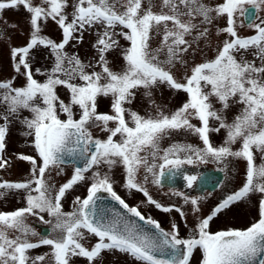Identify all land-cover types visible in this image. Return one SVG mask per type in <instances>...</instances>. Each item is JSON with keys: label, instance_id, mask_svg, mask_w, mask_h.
Instances as JSON below:
<instances>
[{"label": "snow or ice", "instance_id": "6c2138e0", "mask_svg": "<svg viewBox=\"0 0 264 264\" xmlns=\"http://www.w3.org/2000/svg\"><path fill=\"white\" fill-rule=\"evenodd\" d=\"M117 3L118 0H75L69 19L65 11L69 7L68 0H41L40 4H34L33 0H0V11L23 6L30 14L28 43L11 49L14 70L25 77L26 83L23 87H13L12 81L0 82V105L7 108V115L0 117L5 121V125L0 126V152L5 148L9 116L17 117L22 110H27L31 118L24 117L21 121L27 129L22 135L32 137L31 143L40 161L38 164L36 158L18 157L33 165V175L37 176L34 188L33 181L0 183V189L28 191L26 207L9 213L0 212V264H44L49 256V264H69L72 256L87 258L92 264L101 258L103 251L126 253L142 264H189L195 249L202 251V264H254L258 257V264H264V200L260 202L259 220L246 230L208 231L213 216L250 193H264V165L255 164L253 152L255 149L264 154V19L255 23L264 0H223L215 7H208L199 0H162L160 12H154L150 3L147 9H143V0H125L121 5L123 11L117 10ZM164 8L168 11L164 12ZM213 13L215 17L226 18L227 26L217 34L226 33L229 39L223 41L214 59L196 64L191 68V74L184 77L185 82L180 83L170 69L176 63L186 64L183 56L192 48V42L185 37L196 31L193 42L206 39L208 29L201 30L200 24L195 21L202 18L201 23L211 24L215 18ZM238 17L244 18L239 24ZM49 19L62 30L59 43L41 35L42 23ZM168 22L172 23V28H168ZM245 22L248 28L254 29V35L241 37L238 34V28L245 26ZM161 24L164 25L161 48L150 50V33ZM93 26L102 29L97 32V39L92 45L97 52V64L101 68L99 72L86 71L92 67L91 64H85L78 55H69L65 51L70 41L83 43L84 33L92 30ZM118 26L121 29L119 32L116 31ZM116 36L128 41L130 46L122 47ZM41 47L48 49L54 57L51 71L43 82L34 78V71L45 74L39 68L33 70L32 67V52ZM117 48L121 49L125 62L121 72H115L108 66L107 53ZM164 49L167 59L160 61L157 54ZM249 51L260 60L259 66L255 61L245 59ZM164 64L169 68L162 66ZM77 79L82 83H73ZM164 83L188 95V101L170 116L160 113L157 118H144L124 107L125 103H131L134 99L133 89H151ZM58 86L69 91L68 103L57 95ZM145 94L150 96L151 92ZM100 96L112 97L114 114L98 112L97 99ZM210 98H215L221 104L220 110L214 107ZM230 102L243 105V108L228 123L224 112L230 107ZM77 107L78 119L74 112ZM126 112L134 126H129L126 121ZM61 113L65 119H61ZM193 118L201 122L200 127L190 122ZM210 119L217 121L219 127L210 129ZM109 122H113L115 127H109ZM91 128L107 133L106 139L94 137ZM180 128L197 133L205 148L164 150L160 157L162 163L158 165L159 172L156 173L154 169L157 165H149L147 157L139 153L149 150L155 159L162 134L166 130ZM220 129H226L227 136L224 146L217 148L211 144L208 134ZM118 134L121 139L116 141L114 137ZM238 140L242 141L241 148L233 151L230 145ZM180 151H192L202 162H206L207 157L218 161L227 157L247 161L244 186L228 195L211 215L201 219L195 235L180 238L177 226L173 224L171 232L161 230L162 239L155 241L130 228L121 229L114 222L106 223L102 217L98 218L97 193L104 191L132 215L145 220L137 208H130L113 190L108 175L101 176L99 171H92L94 168L102 164L111 168L122 163L126 171V187L142 191L148 202L161 208L137 182L136 174L143 166L153 174L152 182L160 184L165 175L175 176L184 164L193 163L192 156L180 159L177 155ZM80 159L83 166L73 165L71 179L59 187L54 199H50V186L44 179L46 171L50 167ZM6 163L0 158V168ZM90 171L93 182L86 198L77 197L74 201L77 210L64 213L61 201L66 191L87 179L85 173ZM144 179L147 181L148 177ZM185 179L191 187L197 178L189 175ZM5 194L0 191V199ZM185 202H189L187 197ZM190 202L194 206L198 203L196 199ZM162 210L167 212L172 209ZM195 210L199 211L198 208ZM42 213L56 219L52 230L61 231L62 238H42L36 243L28 239L29 235L35 236L37 233L25 223L27 216L33 215L51 224V221H44ZM147 222L160 228L151 218ZM9 230L19 234L9 236ZM84 230L98 237V242L90 250L82 243L85 240ZM42 245L51 246V253L35 257L28 255L29 250ZM157 253L167 258H159Z\"/></svg>", "mask_w": 264, "mask_h": 264}, {"label": "rangeland", "instance_id": "374dc122", "mask_svg": "<svg viewBox=\"0 0 264 264\" xmlns=\"http://www.w3.org/2000/svg\"><path fill=\"white\" fill-rule=\"evenodd\" d=\"M7 2V0H4ZM69 7L65 10L71 19V13L73 11L72 5L75 0H68ZM125 0H118L116 4L118 11H123L121 5ZM200 3L208 6L215 7L216 5L223 2V0H199ZM34 4H40L41 0H33ZM149 3L152 6L154 12L161 11L162 0H143V9H147ZM164 12L168 9L164 8ZM215 17V13L212 14ZM259 19L255 20V23H259L260 19H264V6L257 13ZM30 14L26 12L23 6L18 8H6L0 11V82L12 81L13 87H23L26 83L25 77L16 73L14 70V63L11 57V49L13 47L26 46L30 39ZM202 18H198L195 22L200 24V29H208V36L206 39H200L199 41L193 42V38L197 35L194 31L191 36L185 37L187 40L192 42V48L188 53L184 54L183 59L186 64L176 63L175 67H171V72L174 78L184 83V77L191 74V68L196 64L203 63L207 60H212L217 55L218 49L222 47L223 41L229 39L226 33L220 32L227 26L225 17H215L211 24L201 23ZM243 21L242 17H238L237 23ZM168 28H172V23L168 22ZM121 29L118 26L116 31L119 32ZM102 31L101 28L93 26V29L84 33L83 43H77L76 41H70L65 47V51L69 55H78L79 58L85 64H91L92 67L86 69L88 72L101 71V68L97 64V52L94 50L92 45L97 39V32ZM124 31H127L126 29ZM238 34L241 37H249L255 34L254 29H250L246 26L238 28ZM41 35L49 38L57 43L62 40V30L59 26L49 19L46 23H42ZM164 36V25L161 24L158 27H154L150 33L149 47L150 50H156L161 48L162 40ZM119 44L126 48L130 46V43L124 40L120 36H116ZM34 60L32 61L33 70L39 68L40 73H35L34 78L40 82L46 79V74L51 71L54 64V57L50 54L48 49L43 47L34 49L32 52ZM158 60L164 61L167 59L166 49L160 51L158 54ZM239 59V55L237 56ZM107 59L109 61V68L115 72L123 71L125 62L122 58L121 49L117 48L107 53ZM245 59L255 61L256 65H260V60L252 55L249 51L245 54ZM165 68H169L168 65H162ZM73 83H82L81 81L74 80ZM57 95L65 103H68L70 93L63 87L58 86ZM134 93V99L131 103H125L124 107L132 112H136L138 115L144 118H157L160 113L170 116L177 109L182 107L184 103L188 101V95L182 90L171 89L166 83L157 84L151 89H145L139 87L132 90ZM150 91L151 95L148 96L145 93ZM214 107L217 110L221 109V104L215 99L210 98ZM112 97L111 96H100L97 99V110L100 113L114 114L112 112ZM243 105L231 103L230 107L224 112L226 120L231 123L233 119L240 113ZM76 113L75 118H79V109L74 108ZM7 115V108L4 105H0V117ZM24 117L31 118V113L27 110H22L17 117L9 116L7 123V133L5 137V148L0 152V158L7 161L4 167L0 168V183H25L33 181V188L35 187L34 180L37 176L33 175V165L30 161L19 159L20 155L29 156L37 159L39 164L38 155L32 146V137L24 136L22 133L27 131L25 126L21 123ZM64 114L61 113V119H65ZM125 119L132 124L131 116L126 112ZM194 126L200 127L201 122L198 119H191L190 121ZM5 121L0 118V126H4ZM109 127H115L113 122H109ZM219 127V123L215 120H209V128L214 129ZM93 136L96 138L106 139L107 133L101 132L98 128L90 129ZM209 140L214 147L224 146V142L227 136L226 129H220L219 132L210 131ZM121 137L119 134L114 137V140L119 141ZM242 141L238 140L236 143L231 144L230 147L233 151H237L241 148ZM204 149L205 145L197 133L187 128L180 129H169L166 130L160 140L159 147L157 150V156L153 159L149 150L142 151L139 153L141 156H145L148 159L149 165L156 164L157 167L154 169L158 173V165L162 163L160 159L164 154V150L168 149ZM254 160L257 166L264 165V154L259 151L253 150ZM180 159H185L187 156H192L193 163L189 165H195L199 163L209 164L213 167L223 168L224 178L222 183L213 191H206L203 195H185L183 192L174 188H160L157 184L153 183L154 176L152 173L146 171V168L141 166L136 174V180L147 190L149 196L156 203H159L162 207L157 208L155 204L148 202V198L145 197L142 191L136 189H130L126 187V171L122 163L109 168L108 165H100L98 168H94L92 171H99L101 176L107 174L110 182L112 183L113 190L120 196H122L127 202L128 206L138 205L144 212L146 217L151 220H157V223L161 228L167 232H171L173 224L177 226L180 238H190L196 233L197 225L200 220L209 216V212L213 213V210L218 206L217 203L221 199H225L228 195L235 193L240 190L246 182L247 173V161L243 158L227 157L224 160L218 161L211 157L206 158V162H202L197 159L192 151H180L177 153ZM74 167L72 164H63L59 167H50L46 173L44 179L50 186L48 195L50 199H54L57 190L61 185L71 179L73 175ZM87 179L74 185L73 188L66 191L65 196L62 198V211L64 213H72L76 211V205L74 201L77 197L81 199L85 198L88 194V188L93 182L92 172L85 173ZM147 176L148 180L145 181L144 177ZM6 192L4 197L0 199V212L9 213L20 208L27 206L26 197L28 191L24 189L20 190H4ZM36 195L35 192L32 193ZM185 197L188 198L189 202H185ZM196 199L197 205H192L191 200ZM264 200V193L253 192L242 200L232 204L230 207L222 210L220 213L213 216V219L209 222L208 231L210 233H217L228 230H246L253 223L257 222L260 218V202ZM163 208H170L171 211H163ZM198 208L199 211L195 209ZM179 209L180 211H177ZM181 212L183 215H181ZM44 221H51V224L42 222L38 217L29 215L26 218L25 223L32 227L37 235L28 236V239L36 243L42 238L59 239L62 238L63 233L59 230L53 231L52 225L55 224L56 219L49 216L47 213H42ZM37 223V225H33ZM40 226L48 228L47 233H41ZM85 231V240L82 241L84 246L89 250L98 242V237L92 234H88ZM19 233H12L9 230V236L18 235ZM51 246L42 245L38 248L31 249L28 255L31 257L43 255L45 253H51ZM51 257H47L44 264H49ZM203 254L200 249H195L192 256L190 257L189 264H202ZM69 264H89L87 258L80 256H72ZM92 264H142L141 261L134 259L132 256L126 253H120L119 251H103L101 258L92 262Z\"/></svg>", "mask_w": 264, "mask_h": 264}, {"label": "water", "instance_id": "95a60500", "mask_svg": "<svg viewBox=\"0 0 264 264\" xmlns=\"http://www.w3.org/2000/svg\"><path fill=\"white\" fill-rule=\"evenodd\" d=\"M246 7L251 9V6L247 5ZM244 20V18H243ZM246 23V22H245ZM76 166H83V160H72L65 164H70ZM167 171V169L165 170ZM200 172L197 179L191 186L190 192H201L204 189H213L222 179V171L220 169H213L209 166L199 165L192 166L184 164L175 176L165 175L161 178V186L167 187H177L180 189L188 191V186L185 182V175L187 173ZM97 213L98 218L102 217L106 223H116L118 226L123 229L125 227L130 228L136 231L138 234L149 238L150 240L159 241L161 237V228H155L151 223H148L147 220H141L139 217L132 215L127 209L123 208L117 201L113 200L109 193L100 191L97 193ZM41 233H47L48 228L40 226ZM164 231V230H163ZM165 232V231H164ZM159 258H167L166 255L157 253ZM263 255V254H262ZM257 261L254 264H258Z\"/></svg>", "mask_w": 264, "mask_h": 264}, {"label": "flooded vegetation", "instance_id": "af4514ba", "mask_svg": "<svg viewBox=\"0 0 264 264\" xmlns=\"http://www.w3.org/2000/svg\"><path fill=\"white\" fill-rule=\"evenodd\" d=\"M195 165H205V166H210V167H212V168H215V167H213V166H211V165H209V164H205V163H199V164H195ZM216 169H217V167H216ZM218 169H220L221 171H222V174H223V177H222V180H223V178H224V170H223V168H219L218 167ZM200 174V172H195V173H187L186 174V176H195L196 178L198 177V175ZM222 180L218 183V185L215 187V188H213V189H208V188H206V189H204L203 191H201V192H195V193H193V192H190L191 191V187H189L188 186V184H187V186H188V191L189 192H186L185 190H183V189H179V188H174V189H177V190H179V191H181V192H183L185 195H197V194H199V195H203L206 191H208V192H210V191H213V190H215L216 188H218L219 187V185L222 183ZM195 182V181H194ZM193 182V183H194ZM186 183H187V181H186ZM158 185V184H157ZM193 185V184H192ZM159 186V185H158ZM160 188H166V187H164V186H159ZM169 188V187H168ZM172 189V188H171ZM120 196V195H119ZM124 201H125V199L122 197V196H120ZM224 199H221L220 200V202L219 203H217V205H219L222 201H223ZM125 203L127 204V202L125 201ZM130 208H132V207H134V208H137V210L145 217V218H147L148 219V217H146V215L144 214V212L140 209V207L138 206V205H136V204H134V205H131V206H129ZM209 214L211 215V212H209ZM154 221H156L157 222V220H154ZM34 225V224H33Z\"/></svg>", "mask_w": 264, "mask_h": 264}]
</instances>
